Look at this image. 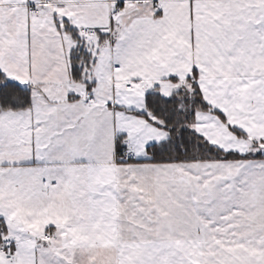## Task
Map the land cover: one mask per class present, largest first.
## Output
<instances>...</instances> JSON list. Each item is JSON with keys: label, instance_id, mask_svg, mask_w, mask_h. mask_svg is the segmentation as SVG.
<instances>
[{"label": "snow or ice", "instance_id": "snow-or-ice-1", "mask_svg": "<svg viewBox=\"0 0 264 264\" xmlns=\"http://www.w3.org/2000/svg\"><path fill=\"white\" fill-rule=\"evenodd\" d=\"M0 264H264V0H0Z\"/></svg>", "mask_w": 264, "mask_h": 264}]
</instances>
